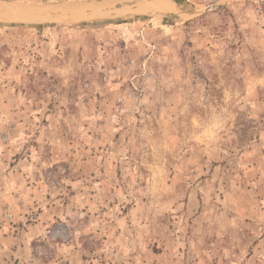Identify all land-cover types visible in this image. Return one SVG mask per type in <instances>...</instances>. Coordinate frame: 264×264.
Returning a JSON list of instances; mask_svg holds the SVG:
<instances>
[{"label":"rangeland","instance_id":"374dc122","mask_svg":"<svg viewBox=\"0 0 264 264\" xmlns=\"http://www.w3.org/2000/svg\"><path fill=\"white\" fill-rule=\"evenodd\" d=\"M4 1L0 264H264V0Z\"/></svg>","mask_w":264,"mask_h":264},{"label":"water","instance_id":"95a60500","mask_svg":"<svg viewBox=\"0 0 264 264\" xmlns=\"http://www.w3.org/2000/svg\"><path fill=\"white\" fill-rule=\"evenodd\" d=\"M16 4L6 2L4 0H0V18L2 17L1 14L2 10H9L10 7L16 8L18 10V7L15 6ZM164 9H170L175 11L178 14H183L184 12L181 10H178L177 8L174 7L172 4H165L162 5ZM149 9L148 7H139V8H129V7H115L114 9H108L106 11H101V10H94L92 12H80L81 14L77 16V14H58V15H52L49 18L46 19H39V18H33L28 20L27 22H54V21H67V22H74V21H83V20H91V19H96L100 17H105V16H111V15H116V16H122V15H127V14H142V13H147ZM21 22H25L26 20H20Z\"/></svg>","mask_w":264,"mask_h":264},{"label":"clouds","instance_id":"9594fccd","mask_svg":"<svg viewBox=\"0 0 264 264\" xmlns=\"http://www.w3.org/2000/svg\"><path fill=\"white\" fill-rule=\"evenodd\" d=\"M223 127L222 117H215L213 122L205 129L201 139L214 142L217 139L219 130Z\"/></svg>","mask_w":264,"mask_h":264},{"label":"bare ground","instance_id":"6f19581e","mask_svg":"<svg viewBox=\"0 0 264 264\" xmlns=\"http://www.w3.org/2000/svg\"><path fill=\"white\" fill-rule=\"evenodd\" d=\"M163 3H166V2H160L158 5L161 6ZM164 8L162 7L161 9H164Z\"/></svg>","mask_w":264,"mask_h":264}]
</instances>
